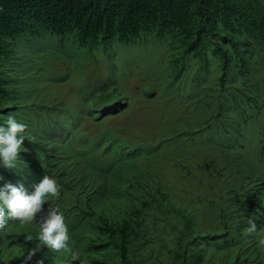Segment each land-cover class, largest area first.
Here are the masks:
<instances>
[{
    "label": "trees",
    "instance_id": "1",
    "mask_svg": "<svg viewBox=\"0 0 264 264\" xmlns=\"http://www.w3.org/2000/svg\"><path fill=\"white\" fill-rule=\"evenodd\" d=\"M53 36L79 47L166 44L169 85L197 60L211 83L201 96L193 84L185 103L202 119L150 122L149 138L102 126L129 110L123 79L83 93L78 107L18 102L8 68L19 63L7 56ZM140 91L155 95L150 85ZM9 113L28 127L16 166L0 173L29 186L56 178L60 196L45 208L64 213L71 240L48 249L38 220L9 217L0 264H18L37 246L44 264H264V0H0V123ZM171 174L183 175L176 191ZM250 219L258 232L247 231Z\"/></svg>",
    "mask_w": 264,
    "mask_h": 264
},
{
    "label": "rangeland",
    "instance_id": "2",
    "mask_svg": "<svg viewBox=\"0 0 264 264\" xmlns=\"http://www.w3.org/2000/svg\"><path fill=\"white\" fill-rule=\"evenodd\" d=\"M120 43L114 45L87 44L79 47L76 42L57 36L48 39H38L24 46H17L7 58L19 63L17 69L14 65L8 68V74L14 77V91L34 93L27 98L25 94L17 97L18 102H31L36 97L40 100L50 98L57 100L59 104H69L78 107L83 102L82 94L91 96L93 91L101 84H109L121 80L125 92L132 96L129 110L118 116L105 119L102 126L117 127L124 130L122 136L145 135L149 138L150 128L158 125V122H174L177 126L191 123L194 118L202 119L200 114L195 116L193 107H186L185 101L191 98L194 84L196 93L205 92L207 85L211 83V75L200 71L197 67L200 63L195 60L194 69L190 66L184 74L177 73L178 80L169 85V78L174 72L167 68L166 56L171 54V49L166 44H136L130 43L121 47ZM18 70V71H17ZM19 75H18V74ZM169 73V78L167 75ZM22 78L25 81L21 84ZM111 82V83H112ZM150 85L155 89V95L146 98L141 93L142 86ZM63 97V98H59ZM206 110V108H203ZM202 111V110H200ZM207 112V111H206ZM207 114V113H206ZM154 122V123H152ZM208 135H204L201 141H207ZM196 139L191 146L192 152L198 146ZM184 174V173H183ZM172 188L177 189L182 176L171 174ZM203 183L205 180H202ZM212 185V184H211ZM209 195L216 190L202 186ZM193 193H201L202 189L191 188Z\"/></svg>",
    "mask_w": 264,
    "mask_h": 264
},
{
    "label": "clouds",
    "instance_id": "3",
    "mask_svg": "<svg viewBox=\"0 0 264 264\" xmlns=\"http://www.w3.org/2000/svg\"><path fill=\"white\" fill-rule=\"evenodd\" d=\"M27 127L26 123L18 121L11 113L7 114L4 123H0V165L7 169L16 166L23 149L22 142L25 141ZM60 187L57 179L49 175L41 176L29 186L23 180L18 179L13 182L0 173V229L5 227L9 217L20 218L24 222L38 220L40 222L38 235L42 245L57 251L69 249L71 235L64 213L58 209V206L47 204L45 208L46 202L60 196ZM37 213L40 215L37 216ZM8 231L17 242L19 232L13 227ZM247 231H259L254 220H249ZM258 247L264 249V234L258 236ZM38 252H43V247L32 248L18 264H28L29 261L33 264H44V258H36ZM16 254L17 252L11 253L8 257L12 258ZM73 258L75 259V256Z\"/></svg>",
    "mask_w": 264,
    "mask_h": 264
}]
</instances>
